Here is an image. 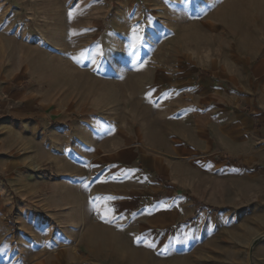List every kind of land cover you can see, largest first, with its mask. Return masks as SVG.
<instances>
[{
  "label": "rangeland",
  "instance_id": "1",
  "mask_svg": "<svg viewBox=\"0 0 264 264\" xmlns=\"http://www.w3.org/2000/svg\"><path fill=\"white\" fill-rule=\"evenodd\" d=\"M181 59L227 88L234 79L253 84L257 65L263 80L264 0H0V188L8 189L0 197V264H264V203L248 193L252 180L235 178L251 170L182 151L191 145L185 122L176 127L152 94L158 70ZM38 123L97 125L105 140L132 130L137 143L155 146L125 174L114 163L90 169L91 180L141 183L137 204L123 213L115 199L82 200V216H33L39 201L16 195L14 168L1 167L22 152L31 176L57 179L30 161ZM238 187L242 194L224 197ZM66 220L71 244L63 243Z\"/></svg>",
  "mask_w": 264,
  "mask_h": 264
},
{
  "label": "crops",
  "instance_id": "2",
  "mask_svg": "<svg viewBox=\"0 0 264 264\" xmlns=\"http://www.w3.org/2000/svg\"><path fill=\"white\" fill-rule=\"evenodd\" d=\"M258 66L252 67L255 78L253 84L234 79L230 81L231 87L227 88L216 75L194 72L181 59L160 68L153 77L150 88L154 98L166 105L175 116L173 124L176 127L181 128L182 122H185L183 134L188 136L191 145L181 147V150L190 152L193 156L202 153L214 164L224 162L231 166L230 169L238 167L251 170L249 178L242 175L235 178L252 180L248 193L264 203V177L261 179L257 174V170L258 173L263 170L264 175V90L261 88L264 79L259 81L257 78ZM14 112L18 113L19 108ZM38 125L37 133L31 135L34 150L30 154V161L39 169L56 173L57 179L51 182L45 176H31L20 165L23 162L21 157H24L22 152L16 155L14 165L10 163L1 167L4 172H10L14 168L10 175H16L18 193L13 191L16 195L23 198L31 196L39 201L36 213L31 212L33 216H46L52 221L57 215L82 216L87 213L82 200L115 199L118 200L115 207L123 213L129 212L137 204L134 192L141 183L134 178L123 176L117 181L105 183L91 180L89 176L92 174L90 169L102 168L105 163L117 164L118 172L125 174L126 164L136 161L138 157L145 158L155 147L145 138L142 143H137L132 133L134 131L131 130L119 131L116 138L105 140L100 127H88L87 123H79L72 128H45L41 123ZM160 130L168 139L167 129L161 127ZM22 131L17 127L15 135ZM173 141L171 138L168 142L172 144ZM107 143L115 144L117 150L105 152L103 147ZM20 148L23 149V143ZM9 160L12 161H6ZM18 164L20 167L16 168ZM21 184L31 186L32 190H24ZM7 192L8 189L0 188V197L7 198ZM243 192L240 187L237 190L232 188L225 191L224 197L233 199L231 194ZM159 199L161 197L153 198L154 201ZM106 206L107 204L99 205L100 210ZM162 208L163 203H160L158 209ZM23 212L27 213L26 210ZM72 226L71 220L64 223V244L72 243V239L67 238V229ZM40 228L38 227L37 233ZM51 242L45 243L55 248V241ZM202 250L203 247H200L197 252L200 254ZM175 261L180 264L179 260Z\"/></svg>",
  "mask_w": 264,
  "mask_h": 264
},
{
  "label": "trees",
  "instance_id": "3",
  "mask_svg": "<svg viewBox=\"0 0 264 264\" xmlns=\"http://www.w3.org/2000/svg\"><path fill=\"white\" fill-rule=\"evenodd\" d=\"M199 213H200V207L195 210L193 216L196 217Z\"/></svg>",
  "mask_w": 264,
  "mask_h": 264
},
{
  "label": "snow or ice",
  "instance_id": "4",
  "mask_svg": "<svg viewBox=\"0 0 264 264\" xmlns=\"http://www.w3.org/2000/svg\"><path fill=\"white\" fill-rule=\"evenodd\" d=\"M135 39L137 40L138 43L141 41L140 37H136ZM109 199H111V198H109Z\"/></svg>",
  "mask_w": 264,
  "mask_h": 264
},
{
  "label": "bare ground",
  "instance_id": "5",
  "mask_svg": "<svg viewBox=\"0 0 264 264\" xmlns=\"http://www.w3.org/2000/svg\"><path fill=\"white\" fill-rule=\"evenodd\" d=\"M94 232V231H93ZM102 236V235H101ZM94 237V236H93ZM105 238V237H104ZM103 241V240H102ZM149 264H151V263H149ZM175 264H176V261H175Z\"/></svg>",
  "mask_w": 264,
  "mask_h": 264
}]
</instances>
